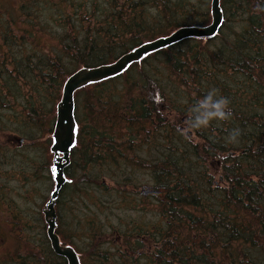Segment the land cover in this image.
I'll list each match as a JSON object with an SVG mask.
<instances>
[{
  "label": "trees",
  "instance_id": "trees-1",
  "mask_svg": "<svg viewBox=\"0 0 264 264\" xmlns=\"http://www.w3.org/2000/svg\"><path fill=\"white\" fill-rule=\"evenodd\" d=\"M72 1L20 0L0 9V131L24 138L11 160L28 203L36 195L46 202L53 188L39 140L51 141L70 75L211 22V0H108L110 12L93 22ZM257 2L220 0L223 21L213 37L185 39L75 93L76 143L55 201L62 244L89 254L90 264H264V13L254 11ZM212 88L230 101L232 118L186 138L190 107ZM234 128L235 144L227 139ZM5 157L0 146V164ZM79 206L89 219L77 216ZM127 209L148 221L129 218L120 232L109 219ZM63 213L75 218L64 219L66 228ZM9 216L15 246L32 248L0 264H66L50 248L42 213Z\"/></svg>",
  "mask_w": 264,
  "mask_h": 264
},
{
  "label": "water",
  "instance_id": "water-1",
  "mask_svg": "<svg viewBox=\"0 0 264 264\" xmlns=\"http://www.w3.org/2000/svg\"><path fill=\"white\" fill-rule=\"evenodd\" d=\"M223 21L220 0H211V22L203 27L184 26L176 29L170 35L145 42L124 53L111 64L93 68H81L70 75L65 81L61 99L56 106V121L51 135L53 154L51 172L54 175L55 187L43 209L46 235L53 252L66 260L67 264H80L76 252L70 246L60 244L55 233L56 215L55 200L65 184L64 168L69 164V153L75 144L77 125L74 119V93L91 84L99 83L123 74L131 65L138 63L148 55L173 46L187 38L207 39L213 37ZM188 134L187 136H189ZM16 145L22 144V138L12 137Z\"/></svg>",
  "mask_w": 264,
  "mask_h": 264
},
{
  "label": "rangeland",
  "instance_id": "rangeland-1",
  "mask_svg": "<svg viewBox=\"0 0 264 264\" xmlns=\"http://www.w3.org/2000/svg\"><path fill=\"white\" fill-rule=\"evenodd\" d=\"M20 0H0V9H4V7H14L18 4ZM91 0H73L71 2V5L76 7L78 5H81L83 9L77 10V13L79 15L83 16V19L86 20V22L91 19L93 22V16L97 13V15H105L108 12H110V6L108 5V0H92L96 2V5L94 6L93 10L94 12L91 13V15H87L88 11V6L90 5ZM104 12V13H102ZM90 22V21H89ZM7 115V114H6ZM5 115V116H6ZM3 117V120L5 118ZM10 135H17L19 134L12 132V131H0V146H3L4 148L7 149V154H8V159L5 157V159L2 160L1 158V164H0V260L1 259H8L10 254L16 255L17 251L21 249L22 251H25L26 249H31V246L28 245H17L15 246V239H17V236L15 234V229L11 223H9V219L11 216H9V213H18L19 209L23 211V213H42V210L46 204L44 200L41 198V196H35L34 199L32 200L34 202L31 203L28 201L26 202L23 200L24 198L21 196L24 191V186L25 184L23 181H21L17 176H16V168L13 164V160H11V157L13 155V151L15 148H19L15 143L11 141V139L7 138ZM49 136L45 135L42 139L39 141L42 142V144L39 146V152H42V161L46 162L48 161L49 166L48 169L50 171V167L52 165V154L49 151V148L51 146V141L49 144H47L46 139H48ZM44 148V149H43ZM4 151V149L2 150ZM4 158V157H3ZM21 170V169H20ZM51 174V173H50ZM43 175L46 176V172H43ZM53 177V175L51 174ZM137 181H142L141 176L139 174L135 176ZM104 181L111 187L112 184L110 183L111 181L109 179H104ZM110 181V182H109ZM21 186L23 188H21ZM51 187V186H50ZM54 188V183L53 186ZM53 188L50 190V194L53 190ZM143 188V189H142ZM141 189L147 191L148 186L143 185ZM39 190V186L37 187ZM40 189H43L41 193L42 196L47 195V188L46 186L40 187ZM30 191V186H27V191ZM33 193V187H32V192ZM19 194V195H18ZM49 194V196H50ZM6 207V208H5ZM11 208V209H10ZM115 216L114 219L110 218L109 222L112 223L114 227H117L120 232H123L124 229H126L125 223H130V219L132 218L135 220L134 223L141 225L145 222L148 221L149 218L147 217H142V213L144 212H137L135 213H130L129 209L127 210H115L114 211ZM145 213H148L145 211ZM76 214L78 217L82 219H89L91 213H85V210L79 206L78 211H76ZM120 217V222L117 221V218ZM128 217V218H127ZM64 219L65 221H74L75 218H70L64 213L61 216V222L62 226L65 227L64 225ZM42 228H44V232L46 230V224L43 222V215H42ZM41 225H36L35 226V233H39L41 231ZM66 228V227H65ZM113 239V238H112ZM86 243H82L80 241L76 242L77 247L79 249L81 248L83 250V246ZM65 245V244H63ZM77 250V248H76ZM84 251V250H83ZM79 257L85 261V264H90V255L86 254V252H82V254L78 253Z\"/></svg>",
  "mask_w": 264,
  "mask_h": 264
},
{
  "label": "clouds",
  "instance_id": "clouds-1",
  "mask_svg": "<svg viewBox=\"0 0 264 264\" xmlns=\"http://www.w3.org/2000/svg\"><path fill=\"white\" fill-rule=\"evenodd\" d=\"M257 13H264V0H258L254 7ZM155 100L159 102V93L155 94ZM230 101L219 94V90L212 88L202 98L190 107L188 117L185 121L186 128L181 132L186 136L192 131L208 128L213 121L227 122L232 118ZM240 130L238 128L232 129L228 134L229 143H238Z\"/></svg>",
  "mask_w": 264,
  "mask_h": 264
},
{
  "label": "bare ground",
  "instance_id": "bare-ground-1",
  "mask_svg": "<svg viewBox=\"0 0 264 264\" xmlns=\"http://www.w3.org/2000/svg\"><path fill=\"white\" fill-rule=\"evenodd\" d=\"M55 121H56V118H55ZM55 125V124H54ZM61 190V189H60ZM60 192V191H59ZM59 195V194H58ZM58 198V197H57Z\"/></svg>",
  "mask_w": 264,
  "mask_h": 264
},
{
  "label": "flooded vegetation",
  "instance_id": "flooded-vegetation-1",
  "mask_svg": "<svg viewBox=\"0 0 264 264\" xmlns=\"http://www.w3.org/2000/svg\"><path fill=\"white\" fill-rule=\"evenodd\" d=\"M6 208V207H5Z\"/></svg>",
  "mask_w": 264,
  "mask_h": 264
}]
</instances>
